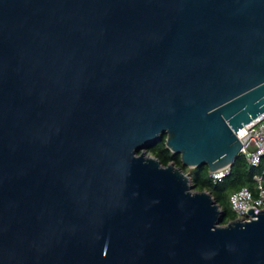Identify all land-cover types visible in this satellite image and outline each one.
I'll return each instance as SVG.
<instances>
[{"label": "water", "instance_id": "obj_1", "mask_svg": "<svg viewBox=\"0 0 264 264\" xmlns=\"http://www.w3.org/2000/svg\"><path fill=\"white\" fill-rule=\"evenodd\" d=\"M264 110V0H0V264H264L188 173Z\"/></svg>", "mask_w": 264, "mask_h": 264}, {"label": "trees", "instance_id": "obj_2", "mask_svg": "<svg viewBox=\"0 0 264 264\" xmlns=\"http://www.w3.org/2000/svg\"><path fill=\"white\" fill-rule=\"evenodd\" d=\"M151 155L156 157L162 165H167L172 162L175 166L180 167L184 172L188 173L191 183L196 190H208L211 192L215 202L223 210L222 223H226L236 218L233 212L229 195L231 192L240 189L241 187H248L253 189V176L260 174L264 170V158L258 166H250L245 158V155L239 154L230 168V172L222 180L213 183L209 177V170L206 165H201L194 168H189L181 163L180 155L172 153L165 146V136L162 139L150 145L147 149ZM264 185V176H263Z\"/></svg>", "mask_w": 264, "mask_h": 264}, {"label": "built area", "instance_id": "obj_3", "mask_svg": "<svg viewBox=\"0 0 264 264\" xmlns=\"http://www.w3.org/2000/svg\"><path fill=\"white\" fill-rule=\"evenodd\" d=\"M242 133L238 138L242 143L241 154L245 155L250 166H258L264 158V110L247 124L241 127ZM229 166H224L215 171L209 172V177L213 183L222 180L230 172ZM264 170L260 174L253 176L254 187H241L229 195V202L236 218L250 220L251 214L248 210L253 208L255 213L264 210Z\"/></svg>", "mask_w": 264, "mask_h": 264}, {"label": "bare ground", "instance_id": "obj_4", "mask_svg": "<svg viewBox=\"0 0 264 264\" xmlns=\"http://www.w3.org/2000/svg\"><path fill=\"white\" fill-rule=\"evenodd\" d=\"M241 133H242V130H239V129H238V131H237V135L240 136ZM146 156H147V155H146Z\"/></svg>", "mask_w": 264, "mask_h": 264}, {"label": "rangeland", "instance_id": "obj_5", "mask_svg": "<svg viewBox=\"0 0 264 264\" xmlns=\"http://www.w3.org/2000/svg\"><path fill=\"white\" fill-rule=\"evenodd\" d=\"M145 154L147 155V156H149V155H151L149 152H147V151H145Z\"/></svg>", "mask_w": 264, "mask_h": 264}]
</instances>
